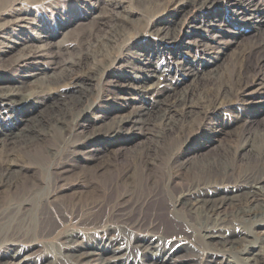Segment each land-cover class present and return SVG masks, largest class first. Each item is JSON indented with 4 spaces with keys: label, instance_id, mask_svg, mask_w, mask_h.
<instances>
[{
    "label": "bare ground",
    "instance_id": "6f19581e",
    "mask_svg": "<svg viewBox=\"0 0 264 264\" xmlns=\"http://www.w3.org/2000/svg\"><path fill=\"white\" fill-rule=\"evenodd\" d=\"M215 1L166 0L154 13L181 17L185 3L203 8ZM16 2L11 0L10 7ZM235 2H230L235 23L256 28L264 22V0ZM214 20L210 26L217 17ZM171 22L159 23L156 36L173 42L179 35L178 21ZM119 25L103 37L82 33L80 45L89 38L92 46L58 79L44 80L27 94L0 87V264L21 257L25 245L37 237L65 250L63 264H92L97 253L91 249L99 242L117 246L115 253L130 249L139 254L153 240L164 247L158 256H145L142 262L138 254L130 255L111 264H237L227 256L237 261L246 256L248 264H264V254L249 239L256 235L252 228H264V128L247 129L249 119L232 128L219 120L237 104L251 106V88L258 81L264 89V33L242 48L225 77L197 89H179V78L184 82L198 75L193 65L172 61L157 75L152 69L156 62L149 60L141 81L145 88L138 92L148 95V102L132 110L116 106L111 124L88 128L83 124L92 106L91 92L83 90L107 72V50L124 28ZM200 45L204 53L211 48ZM164 49L155 50L157 56L169 50ZM119 86L127 88V82ZM261 95L264 98V92ZM79 128L83 135L74 139ZM147 128L158 141L142 147L125 165L94 149L88 152V161L72 167L78 147L124 133L134 137ZM56 131L61 136L53 145L49 140ZM217 134L230 136L221 151L210 158L183 160L179 152L187 142ZM73 146L77 150L71 151ZM36 169L44 175L42 184L32 175ZM75 171L78 187L72 189L64 176ZM78 238L85 245L77 244ZM189 242L199 248L177 258ZM17 264L47 262L23 258Z\"/></svg>",
    "mask_w": 264,
    "mask_h": 264
},
{
    "label": "rangeland",
    "instance_id": "374dc122",
    "mask_svg": "<svg viewBox=\"0 0 264 264\" xmlns=\"http://www.w3.org/2000/svg\"><path fill=\"white\" fill-rule=\"evenodd\" d=\"M164 1L166 0H18L10 7V0L0 6V87H14L27 94L30 87L44 80L58 79L71 63L77 61L80 55L92 46L93 39L89 38L80 45L79 36L82 33H94L97 37H103L109 31L115 30L114 26L120 22V28L122 25L124 27L121 28L122 35L107 50L110 57L107 72L97 80L86 83L83 90L86 93L91 92L88 100L92 104L85 113L83 125L88 128L101 125L106 127L114 120L116 106L126 105L132 110L133 107L138 108L148 102L149 96L138 92L145 88L141 81L148 73L146 69L149 60L156 62L157 66L152 68L155 69L154 72L151 71L157 75L160 74V69L172 61H185L193 65L198 75L187 77L184 82L183 77L179 78L178 83L179 89H197L203 87L206 82L225 77L232 70L242 48L264 33V22L258 27L255 26L256 28L235 23L231 19V0H217L203 8L185 3L186 12L181 17L154 13L156 7ZM235 1L233 0V4ZM0 2L3 3L4 0ZM215 16L218 20L213 27L210 25L216 19ZM164 21H172L171 24L178 21L176 29L179 35L174 37L173 42L168 38L156 36L158 32L155 30L158 29L159 23ZM152 29L155 32H151ZM201 42L211 45L208 52L201 51ZM164 48L169 49L166 54L157 56L155 50ZM124 80L127 82V88L119 86ZM152 81L156 82L154 79ZM260 84L258 81L251 88L252 95L249 100L254 101L251 106L246 103L237 104L235 109L222 112L219 120L232 128L249 119L251 123L249 122L247 129L255 131L264 128V98L261 99L264 89ZM175 119L179 117L175 116ZM82 129H76L74 139L82 137ZM154 133L147 128L134 137L124 133L122 137H106L101 142L78 147V153L71 159V165L74 167L77 163L83 164L88 161L90 150L99 149L101 153L107 152L119 166H123L142 147L158 141ZM59 136L60 132L56 131L49 143L57 144L55 139ZM229 138V135L224 134L211 138H194L187 142L179 153L185 161L210 158L221 151ZM65 149L68 150L69 146ZM70 150L77 148L74 149L73 146ZM32 175L38 177L41 184L44 183V175L40 170L36 169ZM64 177L65 185L72 189L78 187L75 181L76 171L68 172ZM47 183L46 181L45 184ZM40 229L41 227L37 232ZM70 230L83 232L77 228ZM252 230L256 235L249 236V239L253 241L257 252L264 254V228ZM77 240V244L85 245L81 244L82 239ZM51 241L37 237L34 243L25 245V253L21 257L7 258L6 262L17 264L26 258L27 261L39 259L47 264H63L65 250L51 244ZM89 244L90 242H87V245ZM96 245L97 248L91 249L97 253L91 259L92 264H111L138 254L130 249L115 253L113 250L117 249V246L105 242ZM195 247L199 248L189 242V248L187 247L185 252H178L176 257L193 255ZM162 248L163 244L156 240L143 245L138 254L139 260L143 262L147 260V256H158ZM102 249H105L104 253ZM240 258V261H237L226 257L237 264H248L246 256Z\"/></svg>",
    "mask_w": 264,
    "mask_h": 264
}]
</instances>
